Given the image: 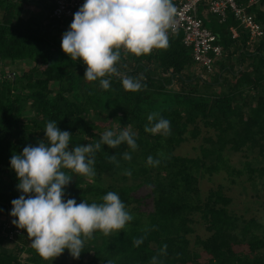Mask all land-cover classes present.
<instances>
[{"label": "trees", "instance_id": "16d2710c", "mask_svg": "<svg viewBox=\"0 0 264 264\" xmlns=\"http://www.w3.org/2000/svg\"><path fill=\"white\" fill-rule=\"evenodd\" d=\"M236 1L264 25V0ZM54 5V0H0V264H52L10 215L11 201L23 194L10 158L45 140L50 121L71 134L69 150L94 146L106 131L119 135L125 129L138 145L132 150L126 143L116 149L101 144L93 176L61 169L72 179L65 202L99 205L111 191L133 219L108 236L94 232L78 259L65 249L55 264H152L154 256L157 264H264V221L232 210L224 183L204 193L199 185L202 176L223 170L231 184L249 181L258 196L264 189V34L247 43L248 32L233 11L222 21L209 10L204 18L201 1L198 14L222 46L211 72L196 63L182 31L168 32L166 49L141 56L121 49L120 75L104 77L110 81L104 90L99 79L84 78L82 60L62 50L63 33L73 20L50 16ZM230 25L238 28L237 37ZM7 67L13 75H5ZM124 76L146 87L125 91ZM151 113L170 122L169 135L145 131L152 126ZM198 137V153L176 152L182 142ZM126 152L131 160L123 158ZM113 155L116 160L110 161ZM149 156L159 165H148ZM142 187L145 193L138 192ZM196 223L205 234L195 233L191 241Z\"/></svg>", "mask_w": 264, "mask_h": 264}, {"label": "clouds", "instance_id": "9594fccd", "mask_svg": "<svg viewBox=\"0 0 264 264\" xmlns=\"http://www.w3.org/2000/svg\"><path fill=\"white\" fill-rule=\"evenodd\" d=\"M175 13L172 0H85L74 13L69 30L63 33L61 47L72 60H82L87 66L84 74L87 81L99 79L101 88L108 90L110 81L104 77L120 75L116 66L120 50L141 56L150 54L154 48L166 49L168 31L175 27ZM122 86L130 92L146 87L128 76L122 78ZM158 116V113L148 115L152 126L146 125L145 131L169 135L170 122L162 117L157 119ZM44 133L46 142L28 145L21 154L10 158V166L19 179L17 188L23 193L11 201L10 215L17 218L12 223L26 230L32 247L44 260L52 261L65 249L78 259L85 240L91 239L94 232L100 231L105 236L119 232L133 217L118 194L111 191L99 205L85 200L78 204L74 198L65 202L64 189L72 179L61 169L93 176L94 153L101 144L116 149L126 143L132 150L138 145L135 134L128 129L119 135L106 131L94 146L79 145L71 150V134L60 130L55 121L46 124ZM123 158L131 160V154L126 152ZM109 160L115 161L116 157L110 156ZM159 163L151 156L147 158L150 166ZM125 174L130 175V170ZM142 241L143 238L137 239L134 244L138 246ZM166 248L167 245L161 250L164 254ZM152 264H157V257L152 258Z\"/></svg>", "mask_w": 264, "mask_h": 264}, {"label": "built area", "instance_id": "2783aa9c", "mask_svg": "<svg viewBox=\"0 0 264 264\" xmlns=\"http://www.w3.org/2000/svg\"><path fill=\"white\" fill-rule=\"evenodd\" d=\"M55 5L50 12V16L63 19H74V13L85 3V0H54ZM205 4V9L215 13L219 21L224 20L227 10L233 11L239 24L248 32L247 43L264 34V25L255 19L253 13L246 9L243 4L236 0H178L173 5L176 8L174 16L175 27L168 32L176 33L182 31V41L192 49V55L196 63L205 72H211L215 59L222 55V46L217 42L216 34L203 22V18L198 14L199 2ZM254 0H249L252 2ZM232 37L239 34L238 28L229 26ZM5 75L14 74L12 67L3 68ZM2 69V71H3ZM0 74L1 68H0ZM17 230V229H16Z\"/></svg>", "mask_w": 264, "mask_h": 264}, {"label": "rangeland", "instance_id": "374dc122", "mask_svg": "<svg viewBox=\"0 0 264 264\" xmlns=\"http://www.w3.org/2000/svg\"><path fill=\"white\" fill-rule=\"evenodd\" d=\"M209 22L207 25L209 26ZM23 65H27V63H22ZM200 137L198 139H190L188 141H184L177 147L176 152L182 154L195 155L198 153L197 145L200 142ZM238 155H234L233 159L236 160ZM225 172L223 170L219 172H215L211 175H204L199 180V185L204 193L209 187L216 185L219 182L224 183L228 188H226V192L232 196V200L230 203V208L237 213H241L245 216L254 215L260 220L264 221V189L260 190V195L255 193V190L252 189V185L249 181L243 182H235L230 183L225 177ZM111 178L107 175L105 181H110ZM139 193H145L146 188L142 187L138 190ZM5 219V217L3 218ZM9 222V219L6 218ZM195 233H200L201 235L205 234V230L203 226L199 223H196V230L191 234V241L194 240ZM65 256V253L63 254ZM63 255L54 258L51 262L55 264ZM70 261L67 259V262Z\"/></svg>", "mask_w": 264, "mask_h": 264}, {"label": "crops", "instance_id": "0c3cea01", "mask_svg": "<svg viewBox=\"0 0 264 264\" xmlns=\"http://www.w3.org/2000/svg\"><path fill=\"white\" fill-rule=\"evenodd\" d=\"M202 15H203V17L205 18L206 16L205 15H207L208 14V10L207 9H203L202 10ZM207 19V18H206Z\"/></svg>", "mask_w": 264, "mask_h": 264}]
</instances>
